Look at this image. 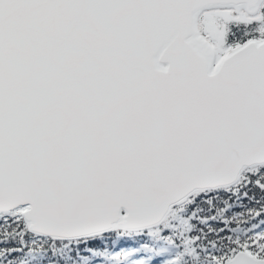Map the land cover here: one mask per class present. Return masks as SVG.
Wrapping results in <instances>:
<instances>
[{
    "label": "snow or ice",
    "instance_id": "obj_1",
    "mask_svg": "<svg viewBox=\"0 0 264 264\" xmlns=\"http://www.w3.org/2000/svg\"><path fill=\"white\" fill-rule=\"evenodd\" d=\"M0 264H264V0H0Z\"/></svg>",
    "mask_w": 264,
    "mask_h": 264
}]
</instances>
